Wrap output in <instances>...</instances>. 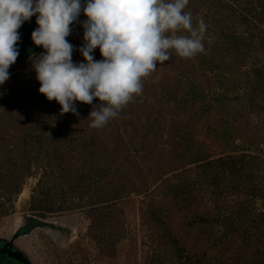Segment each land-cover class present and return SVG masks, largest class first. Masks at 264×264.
Here are the masks:
<instances>
[{
	"label": "rangeland",
	"instance_id": "obj_1",
	"mask_svg": "<svg viewBox=\"0 0 264 264\" xmlns=\"http://www.w3.org/2000/svg\"><path fill=\"white\" fill-rule=\"evenodd\" d=\"M238 1L243 3L247 0ZM189 3L192 4L190 11H194V20L205 15L206 8L202 0H190ZM253 3L259 10H264V0H253ZM239 10L247 15L251 22L247 24L246 30L243 23L228 20L231 29L240 34L241 43L238 49H232L228 53V64L224 71L223 68L216 72L201 67L197 57L180 60L170 57L163 64L158 63L156 70L144 78L142 95L129 103L107 126L99 130L91 128L90 125L89 127L84 125V130L81 127L82 133L84 131H91V134L99 133L104 139L106 150L108 146L115 147L119 143L114 137L117 130L121 131L123 136L120 139L121 143L123 141L128 143L132 135L136 138V144L140 143L139 151L129 160L130 179L146 178L150 188L141 194L135 192L123 195L121 199L115 201L116 215L119 214V217L108 221L102 230L112 238H119V241L114 245L111 243L105 245L104 241H98V238L95 239L91 235V213L88 205L49 213L46 217L39 215L55 222L57 227H37L17 239L19 247L28 254L34 264H145L147 256L156 253L160 243L148 215L150 199L148 196L153 195L162 208L167 207L169 200L162 197L167 186L165 178L172 182L182 179H190L188 180L190 182L194 180L193 212L201 216L209 212L213 217L214 223L206 228H200L199 225L188 227L190 214H186L187 217L179 210L168 218L172 229L183 237L194 251L198 254L207 251L212 262L217 264H254L251 258L262 247L255 230L259 223L257 217L260 218L258 214L264 211V43L260 41L264 22L259 20L260 14L256 17L248 10L242 8ZM78 20L79 22L70 26L73 29L72 34L67 37L75 49L73 52L75 63L83 62L79 49L83 44L82 22L86 18L80 20L79 17ZM217 21H221L219 17L210 18L207 25L212 29L211 34L207 35L208 31L204 33L206 37L204 36L203 43L209 53L214 50L213 45L205 42H212V37H216L213 33L218 29L214 26ZM255 23L257 25L254 28ZM248 40L249 46L246 45ZM93 55L96 60L101 59L98 48ZM181 67L186 68L188 73L186 82L200 86V92L204 90V99L200 95L194 103H185L186 105L183 100L172 99L176 97L174 90L177 84L172 76ZM18 77L21 80L14 84L18 89L15 91V98L11 99L12 105L25 107L27 110V107L36 100H47L39 93L40 84L36 80L32 63L30 68ZM166 84L171 90L164 92ZM178 94H182L181 89ZM95 101L99 103L98 100L93 102ZM0 127L3 129V126ZM6 128L8 129L6 131L0 130L15 133L14 128ZM200 151L208 153V159L228 154L247 155L243 159L242 167L245 171L242 170V176L244 179L255 176L251 180V188L253 187L252 192L256 191V194H249L243 181H240L242 189L238 190L236 185L239 183H232L235 185L233 187L232 184L225 185L226 181L222 180L223 191L206 184L207 182L204 183L206 177L203 169L199 168L198 163H188L192 160L193 154ZM73 154L77 152L73 151ZM115 154L116 152L112 153L110 160L112 171L121 163L120 160H112ZM75 159L77 157L73 155L71 160ZM123 171L125 170L121 166L119 172L122 174ZM41 174L42 168L38 166L35 174L28 177L23 185L22 193L29 192L23 211L31 204L33 188ZM56 176L59 180L57 171L52 174V177ZM112 177L110 172L107 180ZM218 180L219 178L216 179L217 183ZM22 193L14 201V212L0 217L2 237L12 236L13 229L18 223L17 216L20 214L18 203ZM29 213L37 214L32 210ZM217 214L232 216L240 226L249 224V230L251 229L249 235L253 236L251 240L250 237L244 241L238 236L222 235L221 227L216 223ZM201 216H198L200 221ZM25 222L23 219L21 224ZM260 226L264 231V223ZM163 252L169 256V249L161 250V253ZM256 261L255 259L254 262Z\"/></svg>",
	"mask_w": 264,
	"mask_h": 264
},
{
	"label": "trees",
	"instance_id": "obj_2",
	"mask_svg": "<svg viewBox=\"0 0 264 264\" xmlns=\"http://www.w3.org/2000/svg\"><path fill=\"white\" fill-rule=\"evenodd\" d=\"M237 1L202 0L206 12L204 16L196 18L194 24L201 18L206 24L212 17H219L221 20L214 23V26L218 27L213 33L216 37H212V42H205L212 43L214 50L209 53L205 48L204 53L195 56L200 61V66L209 71L218 72L222 68L224 71L228 64V53L232 49H238L241 43L240 34L228 25L229 21L243 23L247 30V24L251 21L247 15L241 13L239 8L248 10L252 16L258 17L260 14L259 20L264 22V10H259L253 0L243 3ZM191 8L192 4L189 3L185 10L190 11ZM79 17L80 20L86 18L83 14ZM256 25L255 23L254 28ZM211 30L208 26L207 35L211 34ZM260 41L264 43V30ZM246 45L249 46V40ZM171 57H175L176 60L184 59L175 53H172ZM187 75L186 68L181 67L172 76L177 84L174 90L176 97H171L174 100H183L184 105L194 103L200 95L203 96V99L205 98L204 90L200 92V86H196L193 82H186ZM166 86L163 91H170L169 86L167 84ZM17 89L18 86L10 85L3 89L0 96V126H3V129H1L2 127L0 129L5 131L8 130L6 127L15 129L14 134L0 130V217L14 212V201L22 193L26 179L34 175L39 166L42 168V174L33 188L30 209L37 212L38 215L46 217L49 213L88 205L91 213V235L95 239L98 238V241H104L105 245L107 243L114 245L119 241V238H112L102 229L105 228L108 221L119 217V214L116 215L117 202L115 201L121 199L123 195H131L135 192L141 194L150 188L146 178L130 179L129 165L131 161L129 160L139 151L140 143L136 144L134 135L130 136L128 143L125 141L121 143L120 139L123 136L121 131L117 130L114 137L119 143L115 147L108 146L106 150L104 139L99 136V133L81 132V127L90 125L87 118L92 110L91 105L77 103L79 115L72 113L61 115L58 103L39 99L25 110V107L12 105L11 99L15 98ZM179 89L182 91L181 95L178 94ZM40 100L43 101L42 104ZM93 104L98 105L99 103L95 101ZM82 129L84 130V127ZM73 151H76L77 154H73ZM113 152L116 154L112 160H120L121 163L112 171L110 160ZM73 155L77 157L75 161L71 160ZM193 155L192 160L188 163H198L199 168L203 169L206 177L204 183L207 182L206 184L223 191L222 180L226 181L225 185L239 183L236 185L238 190L242 189L240 181H243L246 191L251 195L256 194V191L252 192L253 187L251 188V180L255 176L252 175L250 179L247 177L244 179L242 176V170L245 171L242 167L243 159L247 155L228 154L214 159H208L209 154L202 151ZM80 160L83 161L80 162ZM127 161L128 163H126ZM121 166L125 170L122 174L119 172ZM55 171L58 172L59 180L57 176L52 177ZM110 172L113 177L107 180ZM140 173L143 174V171L140 170ZM209 178L212 179L208 180ZM217 178H219V183L216 182ZM188 180L190 179L172 182L165 178L164 182L167 186L163 190L162 197L169 200L165 209L160 206L153 195L148 196L150 197L148 215L157 232V238L162 244L159 243L156 253L147 256L148 260L145 264H217L212 262L207 251H203L201 254L194 251L169 224L168 218H171L176 210L183 212L185 216L190 214L188 221L190 228L195 225L206 228L214 223L211 213L206 212V215L201 216L199 213L193 212L195 181ZM261 195H263V190ZM104 202L107 204H103ZM258 215L260 218L257 217L259 223L255 230L258 239L262 242V247L251 258V261L254 264H264V231L260 226L261 223H264V211ZM198 216H201V221ZM217 216L216 223L221 227L222 235L226 237L238 236L244 241L249 237L251 240L253 237L249 235L251 230H249V224L245 223L244 226H240L232 216L225 214H217ZM167 249L170 251L169 256H166L165 252L161 253V250L166 251ZM255 259L256 262H254Z\"/></svg>",
	"mask_w": 264,
	"mask_h": 264
},
{
	"label": "clouds",
	"instance_id": "obj_3",
	"mask_svg": "<svg viewBox=\"0 0 264 264\" xmlns=\"http://www.w3.org/2000/svg\"><path fill=\"white\" fill-rule=\"evenodd\" d=\"M190 0H0V85L19 55V29L36 16L31 39L44 52L30 57L39 93L60 105L61 115L91 105L87 120L102 129L143 93V80L174 52L191 59L205 52L208 25L194 24ZM83 12V62L73 61L67 37ZM186 33V34H182ZM99 49L101 59L93 53ZM98 100L99 104H93Z\"/></svg>",
	"mask_w": 264,
	"mask_h": 264
},
{
	"label": "crops",
	"instance_id": "obj_4",
	"mask_svg": "<svg viewBox=\"0 0 264 264\" xmlns=\"http://www.w3.org/2000/svg\"><path fill=\"white\" fill-rule=\"evenodd\" d=\"M81 14H83V12ZM36 19V16L31 17V19L24 22V24L18 30L21 37L20 41L18 42L19 55L16 62L9 68V72L11 74L9 80H7L4 85H0L3 89L5 86L7 88L10 85H14L17 80H21V78L18 79V75L26 72L30 68V57L39 56L44 52V49L42 47L35 46L31 39L32 32L38 27L36 24ZM2 91L3 90H0V96Z\"/></svg>",
	"mask_w": 264,
	"mask_h": 264
},
{
	"label": "flooded vegetation",
	"instance_id": "obj_5",
	"mask_svg": "<svg viewBox=\"0 0 264 264\" xmlns=\"http://www.w3.org/2000/svg\"><path fill=\"white\" fill-rule=\"evenodd\" d=\"M39 216L38 214H33ZM41 217V216H39ZM30 232V231H29ZM29 232L24 233L22 230H16V227L13 229L12 236L10 237H2L0 236V264H21L19 261L15 260L17 249L23 252L28 258L25 264H34L29 258L28 254L22 250L17 244V239L22 235L27 234Z\"/></svg>",
	"mask_w": 264,
	"mask_h": 264
},
{
	"label": "water",
	"instance_id": "obj_6",
	"mask_svg": "<svg viewBox=\"0 0 264 264\" xmlns=\"http://www.w3.org/2000/svg\"><path fill=\"white\" fill-rule=\"evenodd\" d=\"M30 204L27 205L24 213H27L26 215L22 216V220L24 219L26 222L25 224H20L18 227H16V230H22L24 233L29 232L37 227H57L55 222L48 221L45 218L38 217L36 215L30 214ZM22 223V221H21ZM16 258L15 260L19 261L21 264H25L26 260L28 261V258H26L25 254L17 249V252L15 253Z\"/></svg>",
	"mask_w": 264,
	"mask_h": 264
},
{
	"label": "bare ground",
	"instance_id": "obj_7",
	"mask_svg": "<svg viewBox=\"0 0 264 264\" xmlns=\"http://www.w3.org/2000/svg\"><path fill=\"white\" fill-rule=\"evenodd\" d=\"M29 197V192L25 191L24 193H22L21 195V198H20V201L18 203V208L20 210V214L18 217V223L15 227H18L20 224H21V221H22V216L23 214H21V212L24 210V205L26 204V200L28 199ZM26 206V205H25Z\"/></svg>",
	"mask_w": 264,
	"mask_h": 264
},
{
	"label": "built area",
	"instance_id": "obj_8",
	"mask_svg": "<svg viewBox=\"0 0 264 264\" xmlns=\"http://www.w3.org/2000/svg\"><path fill=\"white\" fill-rule=\"evenodd\" d=\"M0 90H3V88L0 86Z\"/></svg>",
	"mask_w": 264,
	"mask_h": 264
}]
</instances>
